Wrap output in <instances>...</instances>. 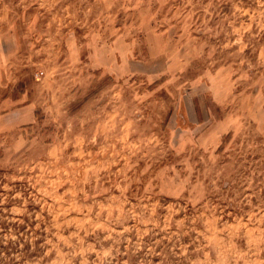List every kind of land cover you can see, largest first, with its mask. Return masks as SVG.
I'll return each mask as SVG.
<instances>
[{"label": "rangeland", "instance_id": "rangeland-1", "mask_svg": "<svg viewBox=\"0 0 264 264\" xmlns=\"http://www.w3.org/2000/svg\"><path fill=\"white\" fill-rule=\"evenodd\" d=\"M0 264H264V0H0Z\"/></svg>", "mask_w": 264, "mask_h": 264}]
</instances>
